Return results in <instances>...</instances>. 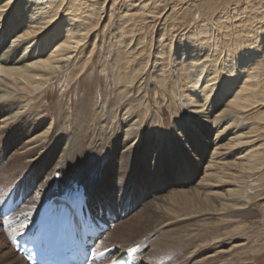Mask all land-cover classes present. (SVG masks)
Returning a JSON list of instances; mask_svg holds the SVG:
<instances>
[{
    "label": "bare ground",
    "instance_id": "bare-ground-1",
    "mask_svg": "<svg viewBox=\"0 0 264 264\" xmlns=\"http://www.w3.org/2000/svg\"><path fill=\"white\" fill-rule=\"evenodd\" d=\"M105 42L102 67L110 63V119L120 143L119 157L112 153L98 170L102 157L86 125L93 111L82 109L66 134L57 114L30 109L49 83L88 74ZM160 94L194 113L190 135L175 125L176 146L184 148L177 153L189 155L182 162L194 173L190 187L184 170L178 183L167 178L173 170L162 165L160 143L169 145L168 156L176 153L164 133L146 137ZM0 134L12 146L0 162L8 163L0 196L17 183L30 186L25 220L52 195L55 174L63 173L62 188L80 174L92 200L134 208L101 248L142 244V264H244L249 238L223 244L219 229L238 225L264 201V0H0ZM188 232L190 243H172ZM11 234L0 230V259L15 255L8 264H27L10 246Z\"/></svg>",
    "mask_w": 264,
    "mask_h": 264
},
{
    "label": "rangeland",
    "instance_id": "rangeland-1",
    "mask_svg": "<svg viewBox=\"0 0 264 264\" xmlns=\"http://www.w3.org/2000/svg\"><path fill=\"white\" fill-rule=\"evenodd\" d=\"M107 51H108V44L107 42H105V46L99 49L94 59L95 61H93L90 67V70L88 71V74L84 75L82 78L75 79L72 82L70 81V82L63 83L59 81L60 80V77H59L58 80L56 79L53 81L54 83L53 82L49 83V85L46 86V90L44 93L45 95L43 96V98L40 100V102L36 101L35 103L34 101L33 102L35 103L33 105L34 109L33 107L30 109L32 112L37 113V114L39 113L40 115H43L46 117H50L51 115H53V113L57 114L58 116L57 121L60 120L62 124L64 123L63 125H65V129L67 131V132L65 131L64 133L66 134L67 133L69 134L71 130V125L75 123V120L78 118L79 112L82 111V109H84V112L87 114H91L90 111H93L94 120L91 119L92 121H89L86 125L90 132L88 141L90 140L89 143H91L92 146L94 145L99 146L98 148H95V149L98 151V153L102 157L101 158L102 160L100 159L101 161L98 160L99 164H97L98 162L96 163V166L99 167L98 170L108 167L109 161L111 160L112 157H115V156L119 157L118 156L119 152L117 151L119 150L118 146L120 143V140H119L120 132H119V129L116 128L117 126V124H115L116 122L114 120L111 121L110 119L111 118L110 107L112 104L110 102L115 101V92L113 91V76L111 74V70H109L110 63H106V65L102 67V65H104L103 62L105 58V53ZM159 97H160L159 99L160 105H158L157 103L155 104L152 103L153 108H152L151 115L152 116L155 115V116L154 118L152 117L153 119H151L149 122L150 124L148 125L149 127H148V131L146 132L147 134L146 137L154 136L158 130L164 133L165 135L164 140H166V142L168 140L170 141V143L175 147L173 154L176 153L175 156L173 157L172 155L168 156L167 148H169V145L160 143L161 145L159 147V150L161 151V153L163 152L162 153L163 155L162 165H169L170 170H173V172H169V175L167 176V178L169 179V181L171 180L174 183H178V180H180V178L182 177L181 175H183L181 179L183 178L187 179L185 181L188 182V187H190L192 182L195 180V178H192L194 176V173H191V171L189 170L191 168L189 167V165H188L189 169H187L185 162H182V160L183 159L185 160L186 157L189 158V155H185V154L183 155L184 151L183 153L181 151L180 153L181 155L177 153L180 149L184 150V148L182 147L180 148L176 146L178 144L179 146L181 145L180 143L177 142L178 139L175 138V125H176V122L180 123L185 128L187 134H189L191 131L190 123L193 122L194 120V113L192 112L190 108L191 106L186 105L183 101L181 102V100H178L176 104L177 108H174L175 106L169 97H167L165 100H163L161 94ZM104 99H106L107 102ZM117 103L119 102L117 101ZM137 103L139 102L135 101L133 105H137ZM107 106L109 109L107 108ZM139 112H140V108L139 110L137 109V114ZM99 128L101 129L99 130ZM95 132H96V135H95ZM166 137L169 139H167ZM2 138L3 136H1L0 134V162H6L8 160L7 158L9 157L12 146L9 147L8 145L5 144V142H1L3 140ZM200 151L203 152L202 150ZM112 153L115 156H113ZM177 161L178 162L180 161V162L178 163ZM7 165L8 163L4 165L3 167L5 168L7 167ZM4 168L1 167L0 171ZM181 170H184L185 173L184 174L181 173L182 172ZM115 171L111 172V170H109V174L112 175L115 173V175L117 174L123 175V172L118 171V170H115ZM89 182H91L90 183L91 185L93 184V182L95 183V181L91 179L89 180ZM164 186L165 185L161 186L163 188L160 191L161 193L165 191ZM141 189L143 190L144 188L142 187ZM141 189L138 190L137 192L139 193ZM147 197L149 198L148 195ZM252 208L253 209L251 210L253 211V214L248 217H245V219L244 218L241 219L240 220L241 222L239 221L238 225L236 226L235 224L230 225L229 228L227 229H225V227L223 226L222 229H219V233L223 234L226 237V240L223 241V244L239 242V241H242V239H246V238H249L250 240V243L248 246L251 249L248 250L247 252L245 251L244 252L245 254L243 253L242 255H240V257L241 256L243 257L241 259L237 258L236 254L232 255V257L235 259L234 260L232 258L231 261H233V263H236L237 259H240L242 261L240 260L239 261L243 262L244 264L247 261L254 262V263L256 261L257 264H264V201L263 202L257 201L253 205ZM128 216H130V214L127 215L126 217ZM126 217L124 219H126ZM189 233L190 232L182 234L184 237L181 242H179V239H181L182 237L179 238L177 241L173 240L172 243L173 244L175 242H176L175 244H177V242L180 244L190 243V239H188ZM192 233H198V230L192 231ZM174 236H181V235L174 234L170 237L174 238ZM176 246L177 245H175V247ZM256 250L257 252H254ZM258 252H259V255H258ZM15 257H16L15 255L8 256V258L4 257L0 259V264H8L9 262L12 263L15 261L16 259ZM228 258H231V256ZM255 258H257V260H255ZM248 262L246 264H248ZM19 263L15 262L13 264H19ZM236 264H240V263L237 262Z\"/></svg>",
    "mask_w": 264,
    "mask_h": 264
},
{
    "label": "snow or ice",
    "instance_id": "snow-or-ice-1",
    "mask_svg": "<svg viewBox=\"0 0 264 264\" xmlns=\"http://www.w3.org/2000/svg\"><path fill=\"white\" fill-rule=\"evenodd\" d=\"M129 251H130V252H131V251H134V249H130Z\"/></svg>",
    "mask_w": 264,
    "mask_h": 264
}]
</instances>
